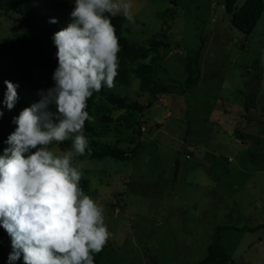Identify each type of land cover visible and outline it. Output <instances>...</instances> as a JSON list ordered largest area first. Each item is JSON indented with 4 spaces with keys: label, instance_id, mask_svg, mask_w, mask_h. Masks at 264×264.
I'll return each mask as SVG.
<instances>
[{
    "label": "rangeland",
    "instance_id": "obj_1",
    "mask_svg": "<svg viewBox=\"0 0 264 264\" xmlns=\"http://www.w3.org/2000/svg\"><path fill=\"white\" fill-rule=\"evenodd\" d=\"M133 14L124 36L140 45L155 36L167 45L130 66L149 62L162 83L183 84V56L203 44L201 79L192 92L156 97L141 89L137 74L114 82L111 88L131 101L153 100L145 115L131 116L94 93L89 142L135 149L123 161L74 157L110 232L95 264H194L207 255L218 225L228 227L221 233L227 264H264V14L252 33L233 27L224 0H134ZM18 15L0 12V69L50 75L3 46L7 38L40 36ZM49 147L68 149L55 141ZM244 225L258 228H231ZM11 250L0 227V264Z\"/></svg>",
    "mask_w": 264,
    "mask_h": 264
},
{
    "label": "clouds",
    "instance_id": "obj_2",
    "mask_svg": "<svg viewBox=\"0 0 264 264\" xmlns=\"http://www.w3.org/2000/svg\"><path fill=\"white\" fill-rule=\"evenodd\" d=\"M134 0H73L67 25L52 39L58 65L53 86L14 117L17 125L0 154V227L11 238L6 264H95L110 232L104 208L80 187L74 157L90 154L88 100L118 75L119 38L112 18L135 21ZM50 23H59L50 18ZM3 105L19 101V84L4 81ZM55 108V111L53 110ZM4 110L0 108V118ZM71 140L65 151L53 142Z\"/></svg>",
    "mask_w": 264,
    "mask_h": 264
},
{
    "label": "trees",
    "instance_id": "obj_3",
    "mask_svg": "<svg viewBox=\"0 0 264 264\" xmlns=\"http://www.w3.org/2000/svg\"><path fill=\"white\" fill-rule=\"evenodd\" d=\"M224 6L227 14L231 17L233 27L245 33H252L264 14V0H224ZM72 8L73 0H0V12L6 15L19 14V20L26 26L37 29L40 33L39 37L34 38L23 36L16 41L11 38L5 39L3 46L7 52L14 59L36 65L50 74L48 76H33L22 71L12 73L10 65L0 69V108L4 110V116L0 118V154L3 153L5 147H8L5 140L17 126L14 123V117L18 116L22 109L39 100L38 90L47 89L54 84L52 76L58 65V59L55 56L57 49L53 44L52 37L55 32L67 25ZM52 17L58 18L59 23H50ZM124 22L125 18L122 14L112 18L120 46L118 53L119 69L114 82L127 84L130 82L131 75L133 73L137 74L141 89L150 92L153 97L160 93L169 92L185 94L194 91L199 86L201 79L200 58L203 44L192 54L187 53L183 56L182 63L187 74L183 84L162 83L159 78L156 79L154 74L151 73L153 70L151 63L140 62L135 67L130 66L129 63L148 58L159 47L166 46L167 42L156 39L155 36L150 38L147 44L140 45L132 42L123 35ZM5 80H11L19 84V101L12 110H8L3 105L6 92ZM98 93L106 96L112 104H116L118 107L130 112L131 116L134 114L133 111H139L142 115H145L153 105V100H149L143 105L137 101L129 100L126 96L108 87H103ZM93 96L88 100V111H90ZM53 110L55 111L54 107ZM92 130L93 126L89 121H86L85 135ZM61 144L64 148H70L72 141L69 139L61 142ZM90 149V154L86 151L90 157L104 158L109 156L122 161L130 159L135 152V149L123 148L119 143H90ZM89 186V179L82 176L80 187L87 194L90 193ZM126 204L123 205L122 211L125 210ZM226 228L228 227L224 225L216 227L214 240L207 248V255L194 264H227L232 260L231 253L222 243L221 238L222 230ZM231 228L237 231L254 232L258 227L244 225L241 227L232 226ZM17 264H23V259L21 258ZM151 264H154V261H151Z\"/></svg>",
    "mask_w": 264,
    "mask_h": 264
},
{
    "label": "built area",
    "instance_id": "obj_4",
    "mask_svg": "<svg viewBox=\"0 0 264 264\" xmlns=\"http://www.w3.org/2000/svg\"><path fill=\"white\" fill-rule=\"evenodd\" d=\"M140 129L145 131L146 127L145 126H141ZM187 157H191V154L187 153Z\"/></svg>",
    "mask_w": 264,
    "mask_h": 264
},
{
    "label": "water",
    "instance_id": "obj_5",
    "mask_svg": "<svg viewBox=\"0 0 264 264\" xmlns=\"http://www.w3.org/2000/svg\"><path fill=\"white\" fill-rule=\"evenodd\" d=\"M118 196H120L119 194H117ZM117 201H119V198H117Z\"/></svg>",
    "mask_w": 264,
    "mask_h": 264
},
{
    "label": "crops",
    "instance_id": "obj_6",
    "mask_svg": "<svg viewBox=\"0 0 264 264\" xmlns=\"http://www.w3.org/2000/svg\"><path fill=\"white\" fill-rule=\"evenodd\" d=\"M107 242H109V240L107 241ZM160 262V261H159ZM149 264H151V261H150V263Z\"/></svg>",
    "mask_w": 264,
    "mask_h": 264
}]
</instances>
